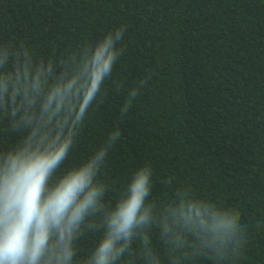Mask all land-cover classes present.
Here are the masks:
<instances>
[{"label": "trees", "instance_id": "trees-1", "mask_svg": "<svg viewBox=\"0 0 264 264\" xmlns=\"http://www.w3.org/2000/svg\"><path fill=\"white\" fill-rule=\"evenodd\" d=\"M120 27L126 31L102 100L57 175L119 129L97 177L107 186V206L149 167L153 202L188 189L237 210L245 243L230 264H264V0H0V45L23 46L34 60L59 65ZM132 89L138 95L121 115ZM20 138L0 116V150ZM101 234L84 231L75 264H84ZM152 244L168 264L155 235ZM128 259L142 264L138 253L121 264Z\"/></svg>", "mask_w": 264, "mask_h": 264}, {"label": "clouds", "instance_id": "clouds-1", "mask_svg": "<svg viewBox=\"0 0 264 264\" xmlns=\"http://www.w3.org/2000/svg\"><path fill=\"white\" fill-rule=\"evenodd\" d=\"M125 31L107 33L59 65L34 60L23 46L0 45V116L7 118L9 132L21 133L0 150V264H75L77 242L97 227L101 237L84 264H121L136 253L142 264H161L154 235L168 264L200 256L230 264L244 245L235 209L219 208L188 189L153 202L149 167L138 169L115 204L107 206V186L97 177L121 137L119 129L84 162L57 175L90 109L102 100ZM137 95V89L129 91L121 115Z\"/></svg>", "mask_w": 264, "mask_h": 264}]
</instances>
